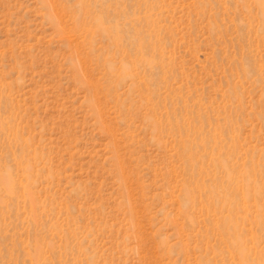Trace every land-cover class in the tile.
I'll return each mask as SVG.
<instances>
[{"label": "rangeland", "instance_id": "obj_1", "mask_svg": "<svg viewBox=\"0 0 264 264\" xmlns=\"http://www.w3.org/2000/svg\"><path fill=\"white\" fill-rule=\"evenodd\" d=\"M0 264H264V0H0Z\"/></svg>", "mask_w": 264, "mask_h": 264}]
</instances>
